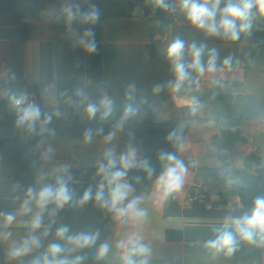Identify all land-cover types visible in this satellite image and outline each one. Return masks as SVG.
<instances>
[{
	"label": "crops",
	"instance_id": "0c3cea01",
	"mask_svg": "<svg viewBox=\"0 0 264 264\" xmlns=\"http://www.w3.org/2000/svg\"><path fill=\"white\" fill-rule=\"evenodd\" d=\"M35 1L0 0V82L12 85V90L0 86V116L17 111L11 101L13 95L28 96L34 91L43 99L41 110L49 109L47 113H51L55 109L52 113L68 120L71 94L75 92L81 103V122L94 121L86 112L89 103L96 104L103 117L106 106L102 100L111 102L115 98L141 106L146 99H153L159 104L152 113L155 123L177 120L187 128L176 151V156L187 164L182 188L165 198L157 190V178L149 196L139 195L124 178L131 192L122 206L140 198L139 207L147 210L141 221L102 209L94 198L81 206L78 201L84 192L74 194L62 208L64 212L48 243H59L65 249L57 259L73 260L81 257L75 255L79 252L85 254L81 264H127L129 259L135 264L142 260L147 264H264V246L239 237L236 251L230 256L215 254L205 246L215 239V229L226 218L249 214L248 207L233 194L240 181L233 180L231 172L243 169L244 159L251 153L257 152L264 159V16L254 8L251 29L232 41L209 36L192 25L180 6L181 0H166L177 22L152 0H51L38 16H32L30 9ZM226 2L222 0L221 8ZM93 6L99 11L95 24L81 23L78 18L68 21L66 9L86 12ZM89 28L97 44V51L91 55L76 44ZM165 35L169 41L164 40ZM177 38L190 50L188 55L183 50L186 66L193 60V44L204 46L201 63L205 67L210 50H216V71L200 75L188 68L190 80L179 91L173 87L176 76L167 56L168 46ZM227 58L229 65L224 64ZM129 85H135L131 92ZM156 85H162L159 92L153 91ZM220 95L234 96L235 115L242 120L239 129L247 141L237 143L232 151H220L213 144L214 136L220 134L213 120L224 106ZM102 120L106 124L113 122L114 111L111 109ZM110 134L112 138L106 139ZM129 145L137 150V164L144 160L143 141L127 143L117 132L83 141L52 131L37 134L35 125L33 129L24 125L16 130L13 139L4 140L0 146V213H12L16 218L9 225L0 215V250L5 259L2 264H31L40 256V245H32L26 255L10 257L11 250L25 240H38L30 232L31 221L40 212L35 201L31 212L20 213L27 188L38 192L51 185V180L63 173L57 171L62 165H68V170H82L106 164L109 149L114 150L118 160ZM49 148L53 152L45 157ZM220 154L226 161H221ZM203 189L211 202L225 203L195 208L188 198ZM92 191L94 197L96 190ZM63 226L68 227V235H99L91 247L70 250L73 245L67 242V236L56 235ZM4 233L10 235L5 238ZM136 239L149 248L146 256L130 254ZM105 243L109 250L98 258L99 248Z\"/></svg>",
	"mask_w": 264,
	"mask_h": 264
},
{
	"label": "clouds",
	"instance_id": "9594fccd",
	"mask_svg": "<svg viewBox=\"0 0 264 264\" xmlns=\"http://www.w3.org/2000/svg\"><path fill=\"white\" fill-rule=\"evenodd\" d=\"M154 5L158 8L168 10L169 5L166 0H152ZM222 0H181V8L186 10L187 18L198 29L204 30L209 36H220L232 41L239 38L241 33L248 32L252 27L253 9L257 13L264 16V0H227L221 8ZM68 21L79 19L81 23L95 24L99 18V11L93 6L86 12H80L78 9H66ZM219 16V19L217 17ZM94 32L91 28L86 29L81 36L76 40V44L83 47L84 51L91 55L97 51V44L94 38ZM184 41L177 38L167 48V56L173 63L176 80L174 89L179 91L185 81L190 80V73L188 68L194 69L200 75L205 71H216V50L212 49L209 53V60L207 67L201 63V55L204 51V46L197 47L195 44L191 46L193 60L190 65H185L182 60ZM230 58L225 59L224 64H230ZM135 85H129L130 92L134 90ZM162 85H156L154 92H159ZM11 101L14 107L19 110L16 125L18 127L27 125L29 129H33L34 125L42 115L41 109L37 107L35 102H28L27 94L19 96L13 95ZM26 104V106H24ZM101 104L105 105L103 117H107L111 113V102L107 99L102 100ZM99 110L94 103H89L86 112L89 118L95 116ZM131 106L125 108L124 117L120 122L122 126L123 121L132 114ZM102 117V118H103ZM51 121V116L44 119L43 124L47 125ZM96 134H99V130ZM93 131L88 129L84 133L86 141H91ZM175 133H169L168 139L172 140ZM111 134L106 138L110 140ZM51 148L44 153L45 157L52 154ZM107 159L106 164H101L98 168V174H102V183L99 185L93 197L92 188L89 187L80 197L78 203L82 206L89 200L95 199L96 203L102 209H107L109 212H115L118 216H130L131 218L141 221L147 216V210L139 207L140 198H133L126 206H122L123 202L128 198L131 192L130 185L124 180L127 171L137 166V150L135 147L129 145L124 153H122L118 160L115 157L114 150L109 149L105 153ZM160 159L166 161L163 173L158 177L157 190L160 191L163 197L167 198L174 192H178L184 183L186 174V167L181 159L173 153H161ZM119 163V168H117ZM139 166L143 167L151 175L152 169L147 160L139 161ZM68 165L60 166L57 171L66 173ZM18 187V186H17ZM108 189L107 198L105 197L104 189ZM74 193L68 187V182L62 177L57 179L56 186L47 185L38 192L34 188L29 187L25 192V199L20 205V213L27 214L32 211L31 204L35 201L36 206L40 209L32 221L31 229L33 231L39 229L42 223V212L48 205H55V210L59 211L70 201L73 200ZM3 216L6 224H11L16 216L15 214L0 213ZM216 237L206 243L209 250L214 251L215 254L223 252L226 256L232 255L236 251L237 237L240 240L264 246V196H258L253 202V207L250 214H245L240 217H228L225 222L217 229H215ZM69 229L63 226L57 230L56 235L60 238L67 236V242L73 245L70 250L84 249L95 244L98 233H77L68 235ZM5 238L10 233L2 234ZM47 235V232L44 233ZM32 245H39L38 240L32 237L30 240H25L21 246L11 250L10 257L17 258L26 255ZM109 248L107 243L102 244L98 251V258H103ZM65 249L59 243H52L42 259H34L31 264H81L83 257H76L73 260L67 258L57 259L58 256ZM149 248L142 244L139 239L132 241L131 255L146 256L149 253ZM127 264H135L131 259ZM140 264H147L146 260H142Z\"/></svg>",
	"mask_w": 264,
	"mask_h": 264
},
{
	"label": "trees",
	"instance_id": "16d2710c",
	"mask_svg": "<svg viewBox=\"0 0 264 264\" xmlns=\"http://www.w3.org/2000/svg\"><path fill=\"white\" fill-rule=\"evenodd\" d=\"M51 0H36L33 7L30 9L32 16L38 14L44 8L45 3ZM1 87L12 90V85L7 82H0ZM224 102L223 108L213 116V120L217 123L220 134L214 136L213 144L220 151H232L235 145L239 142H247L242 136L239 127L242 120L235 115L233 107V95H220ZM81 103L77 93L71 94V121L61 119L55 115L54 110L47 113L49 109L41 110V117L35 124L37 134L52 131L59 134H67L72 138H79L85 141L84 133L88 129L93 131L91 140H98L110 132H117L121 139L127 143H131L136 139H141L144 143L145 157L144 160L149 162L152 169L151 175L143 167L139 166L131 168L124 177L130 185L138 192L139 195H150L153 189L155 180L163 173L166 161L160 159L161 153H173L176 155L177 143L180 137L185 136L187 128L182 127L177 120H171L163 123H155L152 118V113L159 104L153 99H146L141 106L131 102L113 99L110 107L114 111L115 120L106 124L102 120V110L99 108L93 122H81L78 111ZM131 106L133 109L130 114L120 125L122 117H124L125 108ZM19 110L13 115L0 116V146L4 140H11L15 136L16 130L19 128L16 125ZM51 116V121L44 125L43 121L46 117ZM99 130V134H96ZM175 133L172 140L168 139L169 133ZM221 161H226V157L219 155ZM264 159L256 152L251 153L244 159L243 169H234L231 172L233 180H239L240 185L233 189V194L237 196L241 203L248 207L249 214L253 207V202L256 197L264 196ZM187 167V164H185ZM98 168L68 170L66 173H61L58 177L51 180V185L56 186L57 179L63 178L68 182V187L74 194L83 193L89 187L92 190H97L102 183V174H98ZM108 193V189H104ZM194 195V194H191ZM225 201L211 202L210 196L206 195L203 201L194 202L195 208H204L207 205L217 207L224 204ZM64 210H55V205H48L42 213L41 227L35 231L30 229L37 236L40 245L39 259H42L47 251L49 241L53 236V232L58 225ZM47 232V235L44 233ZM77 256L85 257L84 253H75ZM4 254L0 250V264L4 262ZM96 264V263H86ZM105 264V263H103Z\"/></svg>",
	"mask_w": 264,
	"mask_h": 264
},
{
	"label": "built area",
	"instance_id": "2783aa9c",
	"mask_svg": "<svg viewBox=\"0 0 264 264\" xmlns=\"http://www.w3.org/2000/svg\"><path fill=\"white\" fill-rule=\"evenodd\" d=\"M166 13L169 14L172 17V19L174 20V22H177L178 21L177 15L170 8H168V10H166ZM164 40L165 41H169L168 35H165L164 36ZM184 53L187 54V55L190 54V50H189L188 47H185L184 48ZM27 97H28V102H35V104L38 105L37 95H36V93L34 91H31L28 94ZM24 106H26V104ZM206 195H208V193H207V191L205 189H203L198 194L190 195L189 198H188V201L190 203H192V204L194 202L203 201Z\"/></svg>",
	"mask_w": 264,
	"mask_h": 264
},
{
	"label": "water",
	"instance_id": "95a60500",
	"mask_svg": "<svg viewBox=\"0 0 264 264\" xmlns=\"http://www.w3.org/2000/svg\"><path fill=\"white\" fill-rule=\"evenodd\" d=\"M41 19L45 21V19H43V18H41ZM37 101L39 103V105L37 107L43 109L44 108L43 99L39 96V97H37ZM69 121H71V116L69 117Z\"/></svg>",
	"mask_w": 264,
	"mask_h": 264
}]
</instances>
